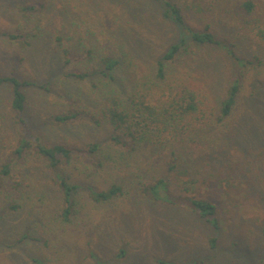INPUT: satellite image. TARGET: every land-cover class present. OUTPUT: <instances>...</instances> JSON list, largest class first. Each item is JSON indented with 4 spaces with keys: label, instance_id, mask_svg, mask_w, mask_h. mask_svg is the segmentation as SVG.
<instances>
[{
    "label": "rangeland",
    "instance_id": "rangeland-1",
    "mask_svg": "<svg viewBox=\"0 0 264 264\" xmlns=\"http://www.w3.org/2000/svg\"><path fill=\"white\" fill-rule=\"evenodd\" d=\"M45 1L57 11H20ZM172 1L189 27H209L222 40L198 50L188 68L202 77L214 104L236 76L242 87L233 113L218 122L217 107L211 124L193 136L199 145L175 142L182 162L170 173L172 147L132 151L129 143L116 144L101 113L110 94L102 79L110 81V73H92L105 70L111 55L129 53L136 67L130 74L125 63L115 72L121 84L128 75L155 78L165 46L190 41L162 4L0 0V77L31 83L22 88L20 123L11 85L0 83V264H264V0H251L252 14L242 8L248 0ZM247 15L261 27L251 31ZM237 59L254 63L242 67ZM71 113L78 115L55 120ZM26 140L70 148V161L62 157L53 168L49 158L17 153ZM222 144L226 149L212 156ZM159 178L165 184L152 189ZM63 180L77 190L66 195ZM114 187L119 192L110 194ZM190 198L218 204L219 228L181 207Z\"/></svg>",
    "mask_w": 264,
    "mask_h": 264
},
{
    "label": "trees",
    "instance_id": "trees-1",
    "mask_svg": "<svg viewBox=\"0 0 264 264\" xmlns=\"http://www.w3.org/2000/svg\"><path fill=\"white\" fill-rule=\"evenodd\" d=\"M152 3L160 2L165 10V17L173 19V24L183 27L189 34L190 41L186 42L181 39L178 43H172L165 46L163 54L156 57L155 71L156 76L147 80L145 78L133 75L130 78L128 75V82L124 81L122 84L117 79L115 72L120 67L124 70L129 69V73L133 72L136 65L130 59V54L125 56V53L116 56L111 55V58H106L105 70L97 68L92 72L93 75H100L105 78V74L111 76L110 81L103 80L106 84V89L110 88V94L106 102L108 105L107 111H101L105 119L114 128V141L116 144L131 145L132 151L138 148L148 147L164 149L170 148V158L166 162L167 171L173 172L178 163L182 162L181 157L173 146L176 141L180 140L186 142L188 140L190 146L199 145L193 136L199 135L205 128L211 124L215 115V109L218 107L217 121L223 122L232 113L237 103V98L241 91L240 77L236 76L232 84L227 90L226 96L219 102L214 104V100L208 90L204 80L201 76L191 73L188 70L190 66L191 56L198 53L203 47L220 45L222 40H219L213 32L206 27L202 30H195L189 27L183 16V11L172 0H149ZM55 3L52 1H45L41 4H28L20 6L22 13L35 14L44 12L57 11ZM242 8L246 14H252L255 10L253 1L248 0L242 4ZM164 16V15H163ZM250 20H246V26L250 27L251 31L254 28H260L259 21L254 19L252 15H247ZM260 36L264 43V28L260 29ZM122 44V43H121ZM234 45V44H233ZM120 52H124L122 46ZM129 55V56H128ZM195 56V55H194ZM110 59V60H109ZM109 60V61H108ZM239 60V59H237ZM242 67L249 66L254 63V60H239ZM192 62V61H191ZM131 65L133 68H131ZM179 65L178 67H176ZM176 67V68H175ZM138 71V70H137ZM140 73V72H139ZM71 74L75 78H87V74L76 75ZM138 74V72H136ZM141 74V73H140ZM201 77V78H200ZM143 78V79H142ZM101 80V79H100ZM0 83L11 85L12 101L11 108L15 113L16 123L23 122L24 111L26 105V97L22 92L24 86H30V82H23L14 77L6 76L0 77ZM127 87V88H125ZM128 90V91H125ZM84 113L83 111L80 114ZM86 113V112H85ZM78 114H60L55 116L58 122H68L75 118ZM117 146V145H116ZM225 145H218L214 157H218L224 151ZM97 149V146L93 147ZM33 152L34 155L43 156L51 162V166L55 168L62 161H70L72 149L62 146H55L46 148L41 145H33L32 142L26 140L20 146L17 153ZM218 154V155H215ZM4 174H8L9 167L4 166L2 169ZM63 186H66V195H70L72 191H76L77 187L68 184L65 180L62 181ZM165 184V180L159 178L152 189L156 190ZM120 188L114 187L109 192L116 194ZM96 196L105 198L104 194H97ZM156 193V198H158ZM224 196H222V199ZM224 200V199H223ZM186 205H181L192 211H195L199 216L209 225L214 228H219V209L218 204L210 200L190 198L186 200ZM179 206V205H177ZM12 209L18 208L11 206ZM264 234V231L263 233ZM25 238V237H23ZM212 246L216 245L215 240L211 241Z\"/></svg>",
    "mask_w": 264,
    "mask_h": 264
}]
</instances>
